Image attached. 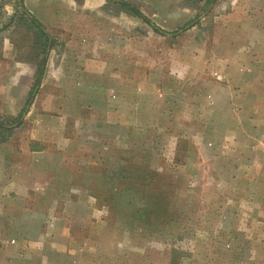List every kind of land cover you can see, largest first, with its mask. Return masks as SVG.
Here are the masks:
<instances>
[{"label":"rangeland","instance_id":"1","mask_svg":"<svg viewBox=\"0 0 264 264\" xmlns=\"http://www.w3.org/2000/svg\"><path fill=\"white\" fill-rule=\"evenodd\" d=\"M103 1L72 43H109L103 67L119 73L63 64L18 119L0 113L9 146L23 137L67 171L23 230L56 232L73 264H264V35L241 42L264 29V0H126L164 33ZM64 37L49 36L51 69L71 60ZM5 40L14 59L42 55L20 0H0V66Z\"/></svg>","mask_w":264,"mask_h":264},{"label":"crops","instance_id":"2","mask_svg":"<svg viewBox=\"0 0 264 264\" xmlns=\"http://www.w3.org/2000/svg\"><path fill=\"white\" fill-rule=\"evenodd\" d=\"M103 2V0H80V2L76 0L22 1L24 9L42 24L49 36L65 33V37L60 40L65 41L68 44L66 46H72L69 53L71 60L60 58L62 64L60 67L54 65L56 68L51 69L50 66L53 61L48 56H51L52 52L49 53L48 51V56L47 53L45 54L46 61L40 81L47 78L58 79L60 74L64 73L63 64L66 68L70 67L69 72L71 74H77L81 70L76 71L74 69L75 64H80L82 62L80 60L85 57H92L82 62L86 66L92 65L91 69H86L88 72L119 73V70L111 72L110 68L105 69L103 67L104 64H108V60L103 55L105 51L110 50L109 43L101 42V45L95 43L90 47L92 49H87V51L91 50L92 53L80 51L81 48L86 50V44L79 46L77 43H72L76 36L80 37L81 33L85 32L86 27L90 24L91 13L100 11ZM242 26H236L235 30L239 33L248 31ZM259 28L260 26L256 24L251 26L249 28L250 33L259 36L251 40L244 38V41L241 42H246L250 46L256 45L258 38L264 35V29ZM100 29V31L103 30V28ZM59 43L61 44V42ZM2 45L3 56L7 57L8 61L5 66H0L3 69L0 78L5 81L0 84V113L13 115L22 108L28 88L35 79L37 63L41 56L32 61L14 59L13 56L18 52V48L10 40L3 41ZM236 64H238V69L245 70L240 62L236 61ZM65 77L68 78V75ZM251 90L249 89L243 95H251ZM44 108L45 106L42 107V109ZM24 119L26 120V117ZM36 123L40 124L39 119ZM17 140L18 149L9 146L8 139L0 138V264H73L75 250L69 248L64 251L65 253L62 252L58 242H56L59 239L56 232L46 233L35 230L30 233L23 230L25 224L31 223V207L37 208L35 211L36 218L44 214V211L38 208L41 204L40 201H42L41 198L44 201L42 207L47 205L52 207L55 200H52V203L48 202V197H51L48 196V193L63 189V182L58 178L67 174V171L60 168L62 167L60 165L58 167L55 164L52 165L51 156L50 158L45 157L47 153L31 151V147L27 146L30 144L28 140L26 141L23 137H18ZM49 160L51 165H47ZM11 224L17 228L13 226L12 233L9 234L8 227Z\"/></svg>","mask_w":264,"mask_h":264},{"label":"trees","instance_id":"3","mask_svg":"<svg viewBox=\"0 0 264 264\" xmlns=\"http://www.w3.org/2000/svg\"><path fill=\"white\" fill-rule=\"evenodd\" d=\"M207 1L212 2L214 0H207ZM117 2L120 4L121 7H123L126 10H129L132 14H134L135 16L140 18L143 22L149 24L155 32H159V33H164L165 32L163 29L159 28L156 24L152 23V21L146 15H144L132 3H130L128 1H126V0H117ZM20 5H21L23 13L28 16L30 25H32L33 28L36 30L37 38H41L42 39L41 43L43 44V45L41 44V46H40V48H41L40 52H41L42 55H41V57L39 59V62L37 63V68H36V72H35L34 86H36V85H38L40 83V79H41V76L43 74L44 65H45V61H46V57H45L46 47L49 46L51 44V42H50V39H49V35L44 30V27L42 26V24L36 18L31 16L24 9L23 5L21 4V0H20ZM44 44H45V46H44ZM29 100H30V98H28L26 102H29ZM22 113H23V109H21L18 112V114H17L15 119H18L21 116ZM7 127H8L7 123L0 119V130H2V131L4 130L5 131V130H7Z\"/></svg>","mask_w":264,"mask_h":264}]
</instances>
